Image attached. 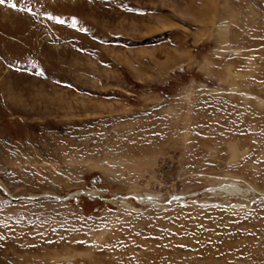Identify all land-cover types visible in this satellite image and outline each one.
Returning a JSON list of instances; mask_svg holds the SVG:
<instances>
[{
  "label": "rangeland",
  "instance_id": "374dc122",
  "mask_svg": "<svg viewBox=\"0 0 264 264\" xmlns=\"http://www.w3.org/2000/svg\"><path fill=\"white\" fill-rule=\"evenodd\" d=\"M0 264H264V0H4Z\"/></svg>",
  "mask_w": 264,
  "mask_h": 264
},
{
  "label": "snow or ice",
  "instance_id": "6c2138e0",
  "mask_svg": "<svg viewBox=\"0 0 264 264\" xmlns=\"http://www.w3.org/2000/svg\"><path fill=\"white\" fill-rule=\"evenodd\" d=\"M4 3V0H0V4H3ZM13 8H15L16 7V5L15 4H12L11 5Z\"/></svg>",
  "mask_w": 264,
  "mask_h": 264
},
{
  "label": "bare ground",
  "instance_id": "6f19581e",
  "mask_svg": "<svg viewBox=\"0 0 264 264\" xmlns=\"http://www.w3.org/2000/svg\"><path fill=\"white\" fill-rule=\"evenodd\" d=\"M144 201H145V202L148 201L147 198H144V199H143V202H144Z\"/></svg>",
  "mask_w": 264,
  "mask_h": 264
},
{
  "label": "built area",
  "instance_id": "2783aa9c",
  "mask_svg": "<svg viewBox=\"0 0 264 264\" xmlns=\"http://www.w3.org/2000/svg\"><path fill=\"white\" fill-rule=\"evenodd\" d=\"M84 194H87V193H84ZM78 195V194H77ZM74 197V196H73Z\"/></svg>",
  "mask_w": 264,
  "mask_h": 264
},
{
  "label": "water",
  "instance_id": "95a60500",
  "mask_svg": "<svg viewBox=\"0 0 264 264\" xmlns=\"http://www.w3.org/2000/svg\"><path fill=\"white\" fill-rule=\"evenodd\" d=\"M79 194V193H76V195Z\"/></svg>",
  "mask_w": 264,
  "mask_h": 264
}]
</instances>
